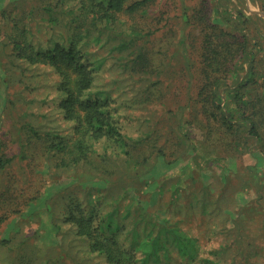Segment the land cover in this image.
Segmentation results:
<instances>
[{"label": "rangeland", "instance_id": "374dc122", "mask_svg": "<svg viewBox=\"0 0 264 264\" xmlns=\"http://www.w3.org/2000/svg\"><path fill=\"white\" fill-rule=\"evenodd\" d=\"M14 1L0 0V26L8 21L2 17L1 11L5 9L7 15L23 16L22 22L30 24L33 31L37 29L35 37L42 43L63 32L61 24L47 22L48 15L42 10L36 19L32 18L30 0ZM202 1L209 10L207 16L216 14L211 10L216 4H220L225 14L233 13L228 0H152L142 9L120 15L112 30L101 33L92 30L86 49L93 59L103 61L92 89L109 93L110 106L123 132L142 138L135 150L148 155V161L153 160L156 149H163L168 155L184 153V158L169 166H157L141 175L143 183L154 181L158 171L159 175L171 174L174 179V169L187 162L185 154L192 152L194 145L197 149L190 165L202 167L204 179L216 194L226 193L220 200V211L207 215L197 206L192 213L187 203L193 199L190 192L200 190L198 181L172 201L173 190L166 189L161 194L156 190L152 194L141 191L143 184L139 191L141 205L150 211L164 203L175 210L184 209L182 227L200 238L203 250L229 243L227 261L233 254L231 264H264L262 152L244 153L237 149L215 121L202 125L198 121L201 115H197L192 102L202 77L199 63L202 34L194 18L191 22L186 20L189 14L196 13ZM230 2L247 14H257L263 19L259 23L264 25V0ZM129 29H136V39L119 49L117 45L121 39H127ZM58 80L51 65L21 60L14 56L9 45L0 42V141L11 159L0 170V264H109L103 255L89 252L87 241L76 236L71 226L62 221L60 197L68 191L77 195L92 192L98 197L108 187L118 185L114 182L119 177L118 165L107 162L93 167L59 168L48 160L44 153L45 133L57 130L69 135L73 123L57 109L62 96L57 89ZM257 122L264 139V116ZM35 130L40 136H35ZM236 135L240 137L239 132ZM184 137L196 143L187 144ZM248 142L252 147L257 145L255 141ZM96 146L102 150V144ZM23 153L24 158L20 157ZM107 175L111 181L100 178ZM125 180L121 177L116 182ZM174 182L167 178L165 186Z\"/></svg>", "mask_w": 264, "mask_h": 264}, {"label": "trees", "instance_id": "16d2710c", "mask_svg": "<svg viewBox=\"0 0 264 264\" xmlns=\"http://www.w3.org/2000/svg\"><path fill=\"white\" fill-rule=\"evenodd\" d=\"M30 1L32 18L36 19L42 10L48 15L47 22L61 24L64 33L48 37L42 43L35 37L37 29L33 31L30 24L22 22L23 16L7 15L8 10L4 9L2 17L8 21L0 26V42L9 45L14 56L21 60L51 65L59 76L57 89L62 96L57 109L64 119L73 122L72 130L69 135L57 130L46 132L44 153L59 168L113 162L119 171V177L114 178L118 185L108 187L98 197L92 192L77 195L75 191L62 195V221L71 226L76 236L87 241L89 252L103 255L109 264H231L233 254L227 261L229 243L205 251L200 238L182 227L184 209L175 210L171 204L164 203L150 211L140 203V185L145 184L142 192L152 194L156 190L160 194L166 189L173 190L172 201L198 181L200 190L189 191L193 196L187 202L191 212L197 208L207 215L220 211V200L226 193L216 194L204 179L206 173L203 174L202 167L196 169L190 165L197 148L192 145L193 151L185 154L187 162L175 167L174 179L171 174L159 175L158 171L154 181L143 183L139 179L141 175L157 166H169L184 158V153L168 155L163 149H156L153 160L148 161V155L135 150L142 138L123 132L110 106L109 93L92 89L103 61L93 59L86 49L91 31L112 30L120 15L142 9L152 0H44L49 2L46 6L38 0ZM228 1L233 13L225 14L220 4H216L211 9L216 14L207 16L209 10L202 1L196 13L187 17V22L194 18L202 34L199 40L202 77L192 102L197 115H201L198 121L202 125L217 122L234 147L244 153L261 151L264 163V139L257 122L264 116V25L259 23L263 19ZM135 32L136 29H129L127 39H121L117 47L124 49L133 43ZM34 134L40 136L38 130ZM184 138L187 144L196 143ZM248 140L257 145L252 147ZM97 144H102L101 151ZM3 147L0 141V170L11 161ZM121 177L125 182H116ZM100 178L111 181L108 175ZM167 178L175 181L173 185L165 186ZM175 214L182 216L175 218Z\"/></svg>", "mask_w": 264, "mask_h": 264}, {"label": "water", "instance_id": "95a60500", "mask_svg": "<svg viewBox=\"0 0 264 264\" xmlns=\"http://www.w3.org/2000/svg\"><path fill=\"white\" fill-rule=\"evenodd\" d=\"M252 12H254V13H263V12H258V11H255V10H253Z\"/></svg>", "mask_w": 264, "mask_h": 264}]
</instances>
